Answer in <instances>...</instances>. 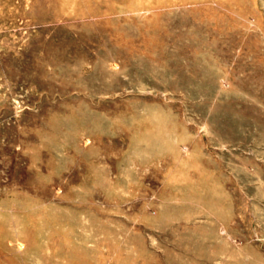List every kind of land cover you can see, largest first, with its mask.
I'll return each mask as SVG.
<instances>
[{
    "label": "rangeland",
    "instance_id": "obj_1",
    "mask_svg": "<svg viewBox=\"0 0 264 264\" xmlns=\"http://www.w3.org/2000/svg\"><path fill=\"white\" fill-rule=\"evenodd\" d=\"M0 264H264V0H0Z\"/></svg>",
    "mask_w": 264,
    "mask_h": 264
}]
</instances>
